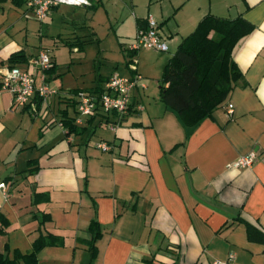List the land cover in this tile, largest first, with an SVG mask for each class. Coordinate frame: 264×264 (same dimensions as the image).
<instances>
[{"label":"crops","instance_id":"1","mask_svg":"<svg viewBox=\"0 0 264 264\" xmlns=\"http://www.w3.org/2000/svg\"><path fill=\"white\" fill-rule=\"evenodd\" d=\"M206 1L176 26L175 36L158 23L175 51L207 13L242 16L253 26L232 52L241 77L212 116L187 126L159 95L144 99L135 88L132 102L141 110L133 107L120 121L115 113L84 117V133L66 135L60 112L70 91L109 76L64 87L62 74L71 66L58 49L83 55L85 34L78 28L94 34L88 8L101 0L53 6L42 21L25 4L0 0V182L7 186V195L0 188L7 220L0 221V255L30 252L33 240L50 232L63 244L42 248L38 264H212L231 253L228 264H264V243L248 238L243 221L264 230V0ZM145 18L135 20L136 29ZM19 50L27 59L15 66L34 73L37 87L44 74L57 88L25 107H14L1 87V70ZM41 51L51 55L53 71L30 61ZM68 113L76 116L75 108ZM101 142L110 149L99 148ZM250 151L256 152L251 166H227ZM92 219L101 230L95 257L87 245Z\"/></svg>","mask_w":264,"mask_h":264},{"label":"trees","instance_id":"2","mask_svg":"<svg viewBox=\"0 0 264 264\" xmlns=\"http://www.w3.org/2000/svg\"><path fill=\"white\" fill-rule=\"evenodd\" d=\"M14 1L25 5L27 2V0ZM252 27L242 16L230 19L207 13L194 30L180 41L172 58L164 66L159 86V100L176 112L185 125L193 126L203 118L212 116L214 110L225 102L229 92L241 77V72L232 57L233 49L242 37L250 33ZM76 42L73 41L70 45ZM131 51L134 53L135 50ZM26 59L27 56L19 50L10 54L8 62L10 66H15L25 63ZM54 68L55 64L52 60V65L45 71L51 72ZM107 79L100 78V83L92 88L70 91L72 96L67 100L69 105L60 115L66 135H80L87 127L75 122L78 92L101 93L104 85L101 82ZM69 106L75 108L76 116L68 113ZM94 116L95 114L89 118ZM122 118L117 120L120 121ZM0 221L7 225V220L2 214ZM243 221L248 238L264 243V230L251 222ZM88 230L91 232V238L87 242L88 249L91 256L95 257L97 253L95 241L101 235L98 221L92 219ZM62 244L63 240L50 232L40 234L33 240L30 252L22 253L15 250L12 258L0 255V264H38L37 254L42 248Z\"/></svg>","mask_w":264,"mask_h":264},{"label":"rangeland","instance_id":"3","mask_svg":"<svg viewBox=\"0 0 264 264\" xmlns=\"http://www.w3.org/2000/svg\"><path fill=\"white\" fill-rule=\"evenodd\" d=\"M200 2L207 4L206 0H101L96 8H88L87 17L92 15V19L87 22L95 32L91 33V27L78 28L80 33L85 34L82 41L83 52L80 50L78 53L83 55L74 56L67 47L58 49L60 59L67 60L71 66L70 71L62 74L64 87H87L94 83V77L110 76L114 71L131 76L134 73L131 68L136 67V72L141 74V81L146 85L145 88H136L141 90L144 99L157 98L164 66L172 58L175 47L170 39H167L168 51L140 47L131 55L123 48H129L135 39V20L152 16L157 22H162L164 31L172 32L175 36L176 26L180 25L182 28L190 16L198 11ZM187 34L188 32L182 34V37ZM132 60H135L136 64H133ZM52 81L54 78L47 81L48 87L50 90H56ZM69 110L71 112V109Z\"/></svg>","mask_w":264,"mask_h":264},{"label":"built area","instance_id":"4","mask_svg":"<svg viewBox=\"0 0 264 264\" xmlns=\"http://www.w3.org/2000/svg\"><path fill=\"white\" fill-rule=\"evenodd\" d=\"M67 4L74 6H87L90 0H27V8L34 16L42 21L48 16L51 7ZM146 24L136 29L135 39L131 43L130 49L136 50L140 47L151 48L159 51L168 50V42L162 35L159 23L152 17L145 18ZM30 61L39 69L45 71L52 65L51 55L46 51L30 59ZM133 64L135 60H132ZM134 72L131 76L123 75L114 71L104 82L101 93L92 91H79L77 94V116L75 122L82 124L84 117H89L99 111L104 113H115L119 118L125 116L133 107L137 110L142 109L140 103L135 105L132 102L133 90L136 87L145 88L146 85L141 81L143 77L136 72V67L131 68ZM42 82L37 87L35 76L29 70H21L17 66H7L1 70V87L10 92L12 104L14 107H25L33 105L35 95L41 101L47 100V97L55 90H50L47 79L42 74ZM232 104L227 109L228 114H232ZM97 146L103 150H109L110 146L101 142ZM256 159V152L250 151L242 154L235 160L228 163V167L245 168L252 165ZM0 188L7 195V186L5 182H0ZM234 258V253L228 255L226 259H215L212 264H228Z\"/></svg>","mask_w":264,"mask_h":264}]
</instances>
